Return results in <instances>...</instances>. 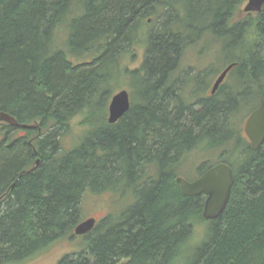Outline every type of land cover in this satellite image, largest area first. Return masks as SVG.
<instances>
[{"label":"trees","instance_id":"16d2710c","mask_svg":"<svg viewBox=\"0 0 264 264\" xmlns=\"http://www.w3.org/2000/svg\"><path fill=\"white\" fill-rule=\"evenodd\" d=\"M245 1L0 0V112L17 122L0 123V264L75 240L84 197L105 192L131 203L56 264H264V142L253 151L236 123L264 97V6L236 20ZM141 43L143 60L128 70L124 58ZM216 44L224 58L212 69L233 65L231 86L176 117L167 76L189 48L205 55ZM120 76L130 108L111 125ZM77 116L84 132L62 151ZM226 145L234 163L223 161ZM218 146L234 183L222 214L205 221L203 197L183 196L168 166L180 152L184 161ZM216 162H199L193 177ZM204 222V239L188 250Z\"/></svg>","mask_w":264,"mask_h":264},{"label":"rangeland","instance_id":"374dc122","mask_svg":"<svg viewBox=\"0 0 264 264\" xmlns=\"http://www.w3.org/2000/svg\"><path fill=\"white\" fill-rule=\"evenodd\" d=\"M246 2L247 0L243 2L239 6L238 10L236 11V15H235L236 20L242 19L246 16V14L243 13L242 11ZM65 34L66 32H63V29H61L60 32L58 33L59 42H61L65 38L66 36ZM216 46L217 44L214 45V47L210 49V52L204 55L210 61H217V60L222 61L224 58V57L221 58L219 55L216 56V52L214 51L215 48H217ZM143 49H144L143 44L141 43L134 48L133 54L134 53L135 54L132 57L129 58L130 55H128L127 57L125 56L123 64H125V66L128 67V70L136 69L140 65L142 55H143ZM195 58H199V56L197 55L196 47L189 48L183 57L182 66L184 67L185 65H192V64L194 66H198V65H202L206 61V59L203 58V59H197V62H196L194 61ZM222 69H219V70H222ZM127 80H128L127 76H122V77L120 76L114 81L115 84L114 83L112 84V88H114V90L110 96V99L112 95L116 94L117 92L121 90H126L127 92L129 91ZM109 101L110 100L107 101V105L109 104L108 103ZM243 112H244V109L241 110L236 115V119H238L236 123L239 127H242V128H243L244 121L246 118H244L241 123L239 120L242 118ZM240 113H241V116L239 115ZM80 121H81V116L75 117L71 121L66 134L61 136L60 146H61L62 151H67L68 149H71V147L78 142L79 137H81V135L83 134L85 128L79 125ZM223 147H225L224 149L225 152L223 153L224 154L223 159L225 158L224 161L229 160L230 161L229 163H234L235 157L234 156L232 157V155L228 153L229 151H226L227 148L230 149V145H226ZM201 149L203 148H195L193 151H191L187 155L186 157L187 159L185 158L182 164V167H180V169L178 170V173H177L178 176H181L183 178L193 179L194 178L193 176L196 175V172L192 171V169L196 167L199 162L201 163V162L210 160L213 163V162L219 161L218 156L221 153L219 146L218 148L215 147L212 149L210 148L208 150L206 149L201 150ZM129 199H130L129 197L124 196L121 198V200L123 201L121 202V204H119L116 197H113L112 194L108 192L95 195V196L86 195L82 202L80 219L85 220L88 218H94L97 222H99L100 220L105 218L107 215H111L114 213L118 214L119 210L129 205ZM130 203H131V199H130ZM208 225L209 223L204 222V223H197L194 226L193 235L191 237V240L188 243V250L195 248L201 243V241L204 239V235L208 228ZM80 241H81L80 236H76L75 240L70 241V242L67 240L57 241L54 244H52L49 248H47L46 250L38 253L36 256H34L33 258L29 259L28 261L22 264H56L64 255L77 251L78 244H80Z\"/></svg>","mask_w":264,"mask_h":264},{"label":"water","instance_id":"95a60500","mask_svg":"<svg viewBox=\"0 0 264 264\" xmlns=\"http://www.w3.org/2000/svg\"><path fill=\"white\" fill-rule=\"evenodd\" d=\"M264 6V0H247L242 9L245 14L259 13ZM233 65L227 66L224 72L219 76L213 87V92L223 80L227 72ZM130 108L129 94L126 90H121L114 94L108 105L109 124H115ZM0 123L9 126H16V120L3 112H0ZM26 128H35L37 124L24 126ZM243 132L249 141L250 148L256 151L264 142V97L259 106L253 110L244 122ZM37 165V164H36ZM35 169V168H33ZM179 184L180 192L186 197H196L204 195V205L202 218L205 221L216 220L224 211L230 197L231 189L234 183L233 170L224 163H218L209 168L198 179L189 182L181 177L176 178ZM96 220L88 218L80 222L74 228L75 236H82L95 227Z\"/></svg>","mask_w":264,"mask_h":264},{"label":"flooded vegetation","instance_id":"af4514ba","mask_svg":"<svg viewBox=\"0 0 264 264\" xmlns=\"http://www.w3.org/2000/svg\"><path fill=\"white\" fill-rule=\"evenodd\" d=\"M203 42L205 43V39L202 40V43ZM192 48H195V47H192ZM199 48L200 46H196L197 55L199 56V58H195L194 61L197 62V59L205 58L206 61L202 65L197 64L198 66H194L192 64V65H185L183 67L182 62H180L177 68L175 70H172L167 76V79L165 80V84H166L165 90H168L172 95L171 101L167 105L170 109L174 110L173 112L176 117L179 116L181 110L183 109L193 108L196 111L201 109L200 104L204 100H207L216 94L225 93L224 91H226L228 87L231 86V78H230V71H229L224 76L223 80L218 85L216 90L213 92V87L215 85V82L217 81V79L219 78V76L221 75L225 67L222 70H219L218 72H214L212 69L214 65L213 63L214 61H210L209 59H207L206 56H204V54L200 55V53H198ZM143 56L144 54L142 55L141 61L143 60ZM119 120L117 122H119ZM241 134L246 140H248L245 137L244 132H242ZM182 155L183 154L180 152L179 155L176 156L173 161L169 162L168 169L175 172V174L178 173V170L180 169V167H182V164L184 162ZM218 163H224L228 165L229 167H231L230 164H228L227 162H222V160L217 161L215 165ZM199 177L200 176L195 177L193 179H189V178H184V179L189 182H192L198 179ZM199 196H202L203 199L205 200L204 195H199ZM118 217H119V214L117 215V218Z\"/></svg>","mask_w":264,"mask_h":264},{"label":"bare ground","instance_id":"6f19581e","mask_svg":"<svg viewBox=\"0 0 264 264\" xmlns=\"http://www.w3.org/2000/svg\"><path fill=\"white\" fill-rule=\"evenodd\" d=\"M183 34H184V33H183ZM183 37H184V36H183ZM226 42H227V41H226ZM132 45H133V44H132ZM230 49H231V48H230ZM232 51H233V50H232ZM221 54H222V53H221ZM222 56H223V55H222ZM226 68H227V67H225V69H226ZM225 69H224V70H225ZM224 70H223V72H224ZM231 71H232V69H231ZM223 72H222V73H223ZM222 73H221V74H222ZM227 73H228V72H227ZM227 73H226V74H227ZM144 74H145V73H144ZM165 85H166V84H165ZM177 85H178V84H177ZM254 86H255V85H254ZM241 87H242V86H241ZM255 90H256V89H255ZM241 97H242V96H241ZM109 102H110V101H109ZM182 102H183V101H182ZM181 104H182V103H181ZM108 105H109V104H108ZM107 111H108V110H107ZM107 113H108V112H107ZM107 116H108V114H107ZM174 130H175V129H174ZM150 141H151V140H150ZM221 142H222V141H221ZM245 153H246V152H245ZM237 155H238V154H237ZM186 159H187V158H186ZM224 159H225V158H224ZM161 160H162V159H161ZM179 165H180V164H179ZM171 166H172V165H171ZM232 170H233V169H232ZM169 171H170V170H169ZM199 176H201V175H199ZM133 189H134V188H133ZM132 200H133V199H132ZM171 205H172V203H171ZM127 206H128V205H127ZM196 212H197V211H196ZM184 213H185V212H184ZM194 213H195V212H194Z\"/></svg>","mask_w":264,"mask_h":264}]
</instances>
